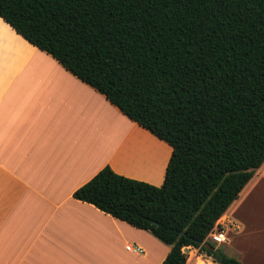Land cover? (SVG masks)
Returning a JSON list of instances; mask_svg holds the SVG:
<instances>
[{"label":"trees","instance_id":"1","mask_svg":"<svg viewBox=\"0 0 264 264\" xmlns=\"http://www.w3.org/2000/svg\"><path fill=\"white\" fill-rule=\"evenodd\" d=\"M0 16L172 146L162 185L110 166L74 197L185 248L208 238L264 163V0H0ZM203 244H200L199 242Z\"/></svg>","mask_w":264,"mask_h":264},{"label":"crops","instance_id":"2","mask_svg":"<svg viewBox=\"0 0 264 264\" xmlns=\"http://www.w3.org/2000/svg\"><path fill=\"white\" fill-rule=\"evenodd\" d=\"M172 152L0 16V264H162L169 245L74 193L106 166L160 186ZM223 219L218 245L264 264V163Z\"/></svg>","mask_w":264,"mask_h":264},{"label":"built area","instance_id":"3","mask_svg":"<svg viewBox=\"0 0 264 264\" xmlns=\"http://www.w3.org/2000/svg\"><path fill=\"white\" fill-rule=\"evenodd\" d=\"M228 225H235L238 227L237 224H234L233 222L227 223L226 219H223V216L217 221L216 225L214 226L213 230L208 235V238L213 240L215 243L220 244L224 243L226 241V229ZM130 250L137 251L139 253H143L144 249L142 247H134V246H128L127 247ZM211 258V259H210ZM207 258V262L210 264H220L216 262L212 257Z\"/></svg>","mask_w":264,"mask_h":264},{"label":"rangeland","instance_id":"4","mask_svg":"<svg viewBox=\"0 0 264 264\" xmlns=\"http://www.w3.org/2000/svg\"><path fill=\"white\" fill-rule=\"evenodd\" d=\"M185 251L188 254L187 264H210L206 260L207 258H210V256L203 250L195 247H188L185 248Z\"/></svg>","mask_w":264,"mask_h":264},{"label":"water","instance_id":"5","mask_svg":"<svg viewBox=\"0 0 264 264\" xmlns=\"http://www.w3.org/2000/svg\"><path fill=\"white\" fill-rule=\"evenodd\" d=\"M200 244H203L201 241L199 242Z\"/></svg>","mask_w":264,"mask_h":264}]
</instances>
